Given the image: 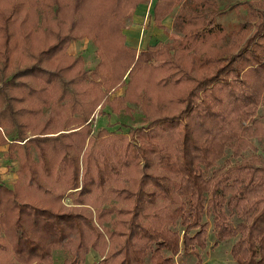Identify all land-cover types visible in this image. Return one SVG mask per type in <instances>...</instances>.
Here are the masks:
<instances>
[{
	"label": "trees",
	"instance_id": "16d2710c",
	"mask_svg": "<svg viewBox=\"0 0 264 264\" xmlns=\"http://www.w3.org/2000/svg\"><path fill=\"white\" fill-rule=\"evenodd\" d=\"M60 1L62 11L54 17L61 15L69 26L64 36L54 34L55 44L38 57L41 63L48 64L49 57H58L61 45L66 50L68 43L80 38L97 48L99 61L88 81H67L72 88L67 91L68 104L59 107L65 90L59 73L35 63L14 68L10 60L16 46H7L9 38L25 41L26 36L16 26L10 37L3 34L7 47L2 49L1 69L12 72L0 81V129H13L15 137L9 141L21 143L34 126L27 123L38 120L42 109L52 107L53 114L47 118L51 130L41 125L46 131L41 129L43 138L20 145L22 160L13 187L0 183V264H55L56 251L65 255L62 264L83 263L90 252L99 256L95 264H174V258L184 257L199 264L196 252L206 249L209 237L212 249L232 241L229 252L234 264H263L264 161L253 144L264 148V0L236 3L220 11L213 10V1L197 0L177 44L158 43L138 53L124 46L120 32L128 12L148 0ZM186 1L190 2L150 0L147 15L159 26ZM38 2L44 0H0V22L28 23L30 5ZM86 7L96 9L95 23L81 18ZM241 7L243 26L250 33L242 46L221 47L225 32L211 25L212 20ZM205 9L213 10L207 13L209 19L201 13ZM162 57L178 77L173 84L178 87L179 112L136 128L121 148L99 146L95 138L101 132L90 136L94 110L105 105L113 110V104L134 100L136 93L144 97L145 90L137 87V91L131 76ZM23 78L41 85L18 97L7 96L9 90L24 87L17 82ZM119 86H127L122 96L107 98ZM23 104L33 106L22 108ZM53 110L59 118H54ZM85 139L89 148L81 156L79 176L77 163ZM32 150L34 160L28 154ZM223 159L225 165L219 167L217 162ZM136 161L142 174L135 191L116 189ZM78 176L80 189L71 193V204L75 207L87 200L93 215L72 207L63 211L59 204L64 191L78 189ZM33 191L46 198L37 196L34 205L24 202L22 198L35 196ZM96 193L98 203L92 197ZM111 201L126 207L98 208ZM110 216L115 230L108 231L103 224Z\"/></svg>",
	"mask_w": 264,
	"mask_h": 264
},
{
	"label": "rangeland",
	"instance_id": "374dc122",
	"mask_svg": "<svg viewBox=\"0 0 264 264\" xmlns=\"http://www.w3.org/2000/svg\"><path fill=\"white\" fill-rule=\"evenodd\" d=\"M59 3L56 5H53L51 0H44L43 3L33 4L30 5L33 10L30 14V17L28 18V23L21 24V26L18 25V23H13L10 21H5V23L0 22V54L3 53L2 49H5L8 45L9 47L14 45L16 46L15 54L11 56L12 63H14V68H23L27 67L32 63H35V65H39L42 69L51 70L55 73H59V78L61 79V83L64 86L65 90L61 93L62 96L59 100H61L58 103V106H62L63 108L66 107V103L68 104V94L67 91L71 90L72 88L67 86V81L70 80H80L82 81H88L90 79V73L91 70L96 66V64L99 61V58L97 56L95 46L91 43V41L80 38L77 40H73V42L68 43L65 46L64 50V44L61 45L59 48L62 50L58 57L53 56L49 57V63L47 62L41 63V61L38 57L43 51H45L47 48L53 46L55 44V38L53 37L55 35H61L65 33V29L69 26L68 21L64 18L62 20L61 15L56 14L59 12V10L62 11V5L61 1L58 0ZM190 2L186 1L184 4L176 5L168 15L165 16V19L161 21V24L159 26H155L152 22V19L146 15V19L142 17V14H139L140 21L137 22L136 25L140 30H143V40L147 39V37L150 39L146 43L141 44L139 50H135V52L145 51L147 49V46H153L158 43H171L176 42L177 44L181 37L186 32V20L189 17H192L193 13L191 12L193 10V7L198 3L197 0H189ZM213 1L214 6L213 10H225L227 7L231 5H235L236 3H245L249 1H257V0H210ZM188 3V4H187ZM150 4V0L143 5V7L148 6ZM187 4V5H186ZM243 7V6H242ZM235 8L232 11H225L224 13L220 14V16L215 17L214 20H212L211 25H217L219 27H222L225 32V37L223 41L221 42V47L229 48L233 45L242 46V39L247 37V35L250 33V29L243 26V20L245 18L244 10L243 8ZM94 10L93 8L86 7L83 8L81 12V18L85 19L86 21H90L91 23H95L94 19ZM135 10V9H134ZM134 10H130L129 16L126 17L124 21V28L121 30L120 33H123L125 29H128L129 27L133 26V14ZM144 10V9H143ZM190 10V11H189ZM213 10H206L201 12L204 14V17L206 19H209L210 15L208 11ZM6 15H4L5 17ZM22 18V14L19 16L20 20ZM70 22V21H69ZM52 23V24H51ZM57 23V24H56ZM16 24V25H15ZM56 24V26H53ZM14 26L17 27L18 30L21 31V33L25 34L26 40L23 41L22 39H16L15 37L9 38L7 46H4V39L3 34L5 33L6 36L10 35V32L13 31ZM34 26V29L32 30V27ZM47 27V28H46ZM160 28V29H159ZM30 32V33H29ZM51 32V33H50ZM127 40H128V33ZM125 35V36H126ZM154 35V36H153ZM24 36V37H25ZM10 37V36H9ZM220 44V41L218 42ZM125 46V45H124ZM237 46V47H238ZM126 47V46H125ZM133 49V48H132ZM233 51V50H232ZM182 55L186 56L187 52H182ZM7 56V55H6ZM62 56V58H61ZM164 58L156 59L151 61L150 65L145 66L143 68H139L135 75L131 76V84L135 82L139 87V90H145L144 91V97L141 98V95L136 93L134 100H129L126 102L120 101L119 103L113 104L112 109L108 107V105L101 106L100 108H96L93 112V118L90 121L91 123V129L92 132L90 136L94 137L98 131L101 132L100 136H97L95 139L96 143L100 146H113L116 148H121V146L128 142L130 139L129 134L132 133L133 130L139 127H145L150 120L155 119L156 117H161L164 115H171L176 114L181 109V105L177 104V90L178 87L173 84L177 80L176 75H172L170 70H168V67L165 63V65L162 63ZM2 61V54L0 56V62ZM39 61V62H37ZM70 66V71L68 73L63 72V69ZM0 64V81L4 79V77H9L12 70L3 71L1 69ZM148 69H147V68ZM153 69V70H152ZM62 71V73L60 72ZM188 73H191V71H188ZM171 74V75H170ZM192 78L196 77V75H190ZM135 80V81H133ZM133 81V82H132ZM17 82L22 83L24 87H21L17 90H9L7 96L12 97H18L21 96L20 94H26V91L28 88H35L38 89L39 85H41L40 82H36L29 79H17ZM127 87V86H126ZM125 86H119L114 91L108 94L107 98H119L122 96L123 89H126ZM75 88V87H74ZM73 91V90H72ZM75 91H77L75 89ZM138 91V90H137ZM60 94V95H61ZM59 94L57 97L60 96ZM65 103V104H64ZM53 105V104H52ZM33 105L30 104V106L23 104L22 108H30ZM21 107V105H20ZM51 109H48L47 107L45 109H42V113L39 116V119L31 123H27L29 125H34L33 128L29 130L27 129L26 132V139L24 142L21 143H14L13 141H9L10 139L14 138V132L13 129L9 128H1L0 129V183L2 185H5L8 188H12L13 184L17 181L18 177V171L20 169V164L22 160V157L20 155L19 147L20 145H23L25 142L28 143L29 140H32V138L38 140L39 138H43L41 132L43 130L42 126L46 129V125L49 127V119L48 117L51 116L50 113ZM54 113H56V110H53ZM56 114H54V118H59ZM47 119V120H46ZM63 118L61 117L59 121H61ZM24 119H18L17 122H23ZM26 122V121H25ZM53 122V121H52ZM56 122V121H54ZM60 123V122H59ZM64 123V122H63ZM87 124H90L89 122H86ZM58 124V122H57ZM61 126V125H59ZM42 129V130H41ZM52 129V125L49 127L48 130ZM72 129V127L70 128ZM47 130V131H48ZM77 131L80 130V128L76 129ZM76 130H70V132H74ZM46 132L45 130H43ZM50 132V131H49ZM129 132V133H128ZM63 134H66V132H61ZM68 133V132H67ZM49 136H55V135H49ZM89 138V135H88ZM63 141V140H62ZM62 141L60 142L62 145ZM26 143V144H27ZM24 146V145H23ZM253 147H256L255 154L259 157L260 161H264V148L259 146L257 143L253 144ZM89 148V140L85 139L83 142L81 154L78 158L77 168H79V176L81 173V156L85 150ZM90 150H94L93 148H90ZM28 154L31 158H35L34 151H29ZM228 154V152L226 153ZM225 160H220L218 163L219 167H222L225 165ZM124 174V173H123ZM142 174V168L140 163L136 161V164L133 165L132 168L127 169L125 174L122 176V186H116V189H121L123 187L126 189V191L134 192L137 186L138 179L140 178ZM79 176L77 179L78 183V189L74 191H64L62 194V199L60 201V205L62 206V210H67L68 207L75 208V210H79L80 212L85 211L89 213L90 215H93V209L90 208L89 202L86 200L83 202V204H76L75 207L71 204V193L74 192V194L80 189V182H79ZM44 181V180H43ZM44 189H48V186H43ZM35 196L33 197H26L22 198L24 202H27L29 204H37V196L46 198L45 195H39L37 192H32ZM75 200L78 198L76 195H74ZM94 197V201H97V193L92 195ZM121 199V197H120ZM93 200V199H92ZM100 200L97 201V203ZM112 205L115 207V209H123L125 208V203H121L118 201H111L99 205V209H106L108 206ZM46 206V205H42ZM57 209V208H56ZM113 216H110L105 219V223L103 226L108 231L115 230L113 224ZM116 220H120V218H115ZM178 229V228H176ZM207 242V247L204 251L196 252L199 254V264H234L232 259L230 258V252L229 248L232 244V241H228L227 243L221 244L219 246L209 248L212 243V238L209 237ZM52 258L55 264H62V261L65 259V255L59 251L52 253ZM195 259L193 257H184V258H174V264H194ZM86 264V263H84ZM264 264V263H263Z\"/></svg>",
	"mask_w": 264,
	"mask_h": 264
},
{
	"label": "crops",
	"instance_id": "0c3cea01",
	"mask_svg": "<svg viewBox=\"0 0 264 264\" xmlns=\"http://www.w3.org/2000/svg\"><path fill=\"white\" fill-rule=\"evenodd\" d=\"M149 6H145L143 7V5H139L135 8L134 10V14H133V26L132 27H129L128 29H125L123 31L124 33V45L127 47V48H130V49H135V50H139L140 48V45L141 44H144L146 43L148 40H150L148 37L147 39L143 40V30L139 29L136 25L137 22H139L141 19L139 17V14H142V17H144V19H146V15L148 14V11H149ZM144 9V10H143ZM128 33V40H127V34ZM126 35V36H125ZM154 36V35H153ZM144 42V43H143ZM99 260V256H97V254L95 253H88L86 255V258H85V261L83 263H80V264H95L97 261Z\"/></svg>",
	"mask_w": 264,
	"mask_h": 264
}]
</instances>
